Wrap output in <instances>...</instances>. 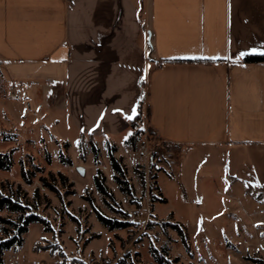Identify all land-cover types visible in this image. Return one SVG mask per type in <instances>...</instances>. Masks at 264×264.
I'll return each instance as SVG.
<instances>
[{
	"label": "crops",
	"instance_id": "1",
	"mask_svg": "<svg viewBox=\"0 0 264 264\" xmlns=\"http://www.w3.org/2000/svg\"><path fill=\"white\" fill-rule=\"evenodd\" d=\"M241 51L264 54V0H0L11 89L116 152L141 113L198 198L227 187L233 230L264 204V61Z\"/></svg>",
	"mask_w": 264,
	"mask_h": 264
},
{
	"label": "rangeland",
	"instance_id": "2",
	"mask_svg": "<svg viewBox=\"0 0 264 264\" xmlns=\"http://www.w3.org/2000/svg\"><path fill=\"white\" fill-rule=\"evenodd\" d=\"M11 90L0 72V130H4L0 150L14 149V166L0 171V185L4 192L13 190L16 198L44 216L50 229L30 224L23 244L6 250L2 264H160L153 248L170 262L178 259L174 264H258L255 258L264 264V204L260 214L250 215L246 221L238 217L233 230L232 223L220 213L223 204L229 205L227 187L212 185L208 201L198 198L199 186L193 174L189 176L187 170L185 177L184 168L181 172L173 167V174L169 171L174 162L172 146L159 143L145 122L134 151L120 142L115 153L122 157L125 178L134 189L129 197L113 178L105 141L93 142L96 152L85 138L82 152L80 138L67 131L62 120L55 125V115L47 114L34 101L29 103L23 91L17 89L13 97ZM61 153L71 158L72 165H66ZM20 162L26 168H33V164L42 167L45 175L49 170H60L68 183L57 180L59 194L42 184L39 173L28 184L21 176ZM98 169L106 175V184L114 194L109 204L94 182ZM156 175L163 193L155 186ZM237 186L244 192L260 191L258 184ZM97 211L124 220L128 226L110 230L98 219ZM0 215L17 216L7 210H0ZM171 223L181 224L187 244ZM3 225L0 223V238L5 236ZM42 246L47 249H39Z\"/></svg>",
	"mask_w": 264,
	"mask_h": 264
},
{
	"label": "trees",
	"instance_id": "3",
	"mask_svg": "<svg viewBox=\"0 0 264 264\" xmlns=\"http://www.w3.org/2000/svg\"><path fill=\"white\" fill-rule=\"evenodd\" d=\"M243 61L247 63L261 62L264 61V54H247L243 57ZM144 118L141 113H138L136 117L132 120V132L126 139V142L130 144L133 148L136 147L137 142L142 137L144 132L143 127ZM4 130H0V136L3 135L2 132ZM7 139V138H5ZM65 146H69V143L66 142ZM92 146L94 150L97 152L98 148L95 143L92 142ZM80 149L81 151L84 149L83 140L80 141ZM117 151L116 146L108 145V152L111 162V167L113 169V178L119 186V189L125 193L127 196L132 197L134 195V189L129 184L128 180L125 178L126 167L122 163V157H117L115 155ZM14 149H10L9 151H1L0 150V171H10L14 166V158H13ZM83 152V151H82ZM62 159L66 162L67 166L72 165V160L67 157L65 154L61 153ZM21 168V176L28 183L32 184L34 178L39 173V180L42 184L49 188L50 190L59 194V189L57 187V180L65 185L68 183L67 176L60 170L54 172L49 170L47 174H43L45 170L42 167H39L36 164H33V168H26L25 164L20 162ZM107 177L103 173L102 170L98 169L94 175V182L97 190L103 195L104 200L107 204H109V198H113L114 194L109 189L106 184ZM72 185V184H71ZM38 188H36L37 190ZM0 210H7L10 213L17 214L16 218L10 219L5 218L0 215V223L4 224L2 229L5 233V236L0 238V264L3 263V254L6 250L11 248H17L21 246L24 242V234L28 231L29 225L32 223H40L44 226L46 231H49V223L46 218L35 211L31 210L30 204L21 201L19 198L14 196L13 190L9 193L4 192L2 186L0 185ZM98 219L110 230L116 228H125L128 226V222L116 218H110L97 211ZM8 224L9 226H6ZM171 226L178 229L183 241L187 244V236L182 228L181 224L171 223ZM35 248H38L35 246ZM39 249H47V246H42ZM154 256L160 264H174L173 262L178 261V259H174L173 262L165 259L160 253H158L157 249L153 248ZM258 264H262L260 259H254ZM59 264H62L59 262ZM117 264H119L117 262Z\"/></svg>",
	"mask_w": 264,
	"mask_h": 264
},
{
	"label": "snow or ice",
	"instance_id": "4",
	"mask_svg": "<svg viewBox=\"0 0 264 264\" xmlns=\"http://www.w3.org/2000/svg\"><path fill=\"white\" fill-rule=\"evenodd\" d=\"M250 51H253V52H255V51H257L256 49H251ZM240 57H243L244 55H246V53L244 52V51H241V52H239V54H238ZM133 111H135V109H133Z\"/></svg>",
	"mask_w": 264,
	"mask_h": 264
},
{
	"label": "built area",
	"instance_id": "5",
	"mask_svg": "<svg viewBox=\"0 0 264 264\" xmlns=\"http://www.w3.org/2000/svg\"><path fill=\"white\" fill-rule=\"evenodd\" d=\"M11 94H12L13 97H16V91H15V89H12L11 90Z\"/></svg>",
	"mask_w": 264,
	"mask_h": 264
}]
</instances>
